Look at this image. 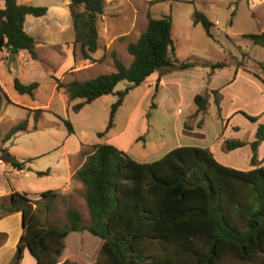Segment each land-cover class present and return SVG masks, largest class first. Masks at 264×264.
<instances>
[{"label": "trees", "instance_id": "obj_1", "mask_svg": "<svg viewBox=\"0 0 264 264\" xmlns=\"http://www.w3.org/2000/svg\"><path fill=\"white\" fill-rule=\"evenodd\" d=\"M148 1L153 5L182 0ZM104 8L105 0H70L73 47H78L82 59L93 60L91 54L99 48L97 22ZM45 13L42 6L4 0L0 8V48L5 47L11 55L26 50L32 59H37L35 40L24 31L23 21L26 14ZM193 23L200 24L205 34L212 36V22L197 9ZM172 36L170 15H148L144 30L126 45L132 56L129 65L111 50L113 71L64 84L56 78V87L63 88L69 100L81 99L72 107L77 112L95 99L112 94L118 82L128 83L123 90L114 92L116 100L110 106L107 126L96 134L103 137L129 90L152 74H156L159 84L164 75L195 65L174 56ZM244 37L264 47V30ZM224 66L223 62L211 63L210 73ZM13 87L19 94L33 97L38 83L25 84L14 78ZM219 90H210L217 111ZM208 99L203 91L193 96L194 115L207 111ZM3 104L12 102L0 85V107ZM31 112L37 122L43 109ZM236 113L257 123L254 138L248 142L252 166L249 169L224 165L201 146L180 145L155 160L137 161L113 144L95 143L83 153L84 161L74 172V178L85 190L88 224L83 223L77 209L68 207L66 226H42L34 200L25 193L12 192L6 211L21 212L23 232L11 264H19L25 248L35 264H264V164L257 158V148L264 139V118L259 122L264 111L259 115L239 110ZM62 121L71 134V123ZM26 129L24 119L13 125L2 141ZM246 144L239 139H226L223 147L230 151ZM0 158L15 168L23 167V162L16 160L6 147H0ZM56 193L46 190L39 196L46 199ZM85 237L94 240L102 260H90L77 252L76 243Z\"/></svg>", "mask_w": 264, "mask_h": 264}, {"label": "rangeland", "instance_id": "obj_2", "mask_svg": "<svg viewBox=\"0 0 264 264\" xmlns=\"http://www.w3.org/2000/svg\"><path fill=\"white\" fill-rule=\"evenodd\" d=\"M195 9L212 23L218 21V25L210 29L211 37L205 34L200 24L193 23ZM164 14L172 19L174 56L195 65L168 73L164 77L166 83L157 89L154 74L129 90L114 114L111 128L103 137H98L97 132L104 131L107 126L110 106L116 100L114 92L123 90L128 83L124 80L118 82L112 94L103 95L75 112L72 107L81 99L69 100L63 88L57 89L56 78L64 84L73 79L85 80L113 71L111 50L125 65H129L132 56L127 52V43L138 38L146 26L148 15L158 18ZM97 28L99 48L91 54L93 60L82 59L78 47H73L74 33L70 25L61 34L66 42L63 46L53 50L40 48V58L32 60L29 57V65L19 72L24 79L20 82L38 83L33 97L19 94L9 84L6 94L15 103L0 107V138L13 125L27 119L28 130L5 141V146L10 153L23 157V170L28 176L20 175L19 182L24 191L37 194V199H33L34 208L42 226H66L65 211L68 207L77 209L83 223H89L83 185L74 179L73 189L63 192L65 172L67 174L68 170L74 169L72 164L67 165L62 160L63 148L67 147L71 152L78 141L86 144L79 152V160L95 143L113 144L137 161L155 160L180 143L208 147L214 158L224 165L237 169L252 167L248 146L227 152L220 142L229 137L252 139L255 124L236 111L250 115L264 111V47L244 37L247 33L264 30V3L256 5L251 0H182L151 5L148 0H105L104 13L97 22ZM215 62H223L225 66L210 73V64ZM202 63L208 65L203 66ZM236 65L240 67L241 74H236L232 83L227 84L232 80ZM213 89H220V111L216 110L210 94ZM201 91L209 96L208 109L194 115L192 98ZM36 108L43 109V112L34 122L31 110ZM179 108L181 113L177 112ZM229 117L230 128L225 129L224 120ZM62 119L71 123V134H68ZM262 144L258 159L263 165L264 142ZM236 162L238 164L233 165ZM27 179L33 182L32 186H27ZM54 188H59L64 195L58 192L50 198H40L41 192ZM76 250L90 260H102L96 243L90 237L78 241Z\"/></svg>", "mask_w": 264, "mask_h": 264}, {"label": "crops", "instance_id": "obj_3", "mask_svg": "<svg viewBox=\"0 0 264 264\" xmlns=\"http://www.w3.org/2000/svg\"><path fill=\"white\" fill-rule=\"evenodd\" d=\"M251 1L256 5L264 3V0H251ZM17 3L20 5L45 7L46 13L41 16H34L32 14H26L24 21H23L24 31L28 33L29 35H31L35 40L36 51L38 54L37 59H32L26 50H20L18 51V53L11 55L5 47L0 48V85L2 89L5 91V93H6V86L9 84L13 85L14 78H17L20 81L24 80L20 77L19 72H23V68L29 65L28 64L29 57L32 60H38L40 58V54L38 52L40 48H45V49L49 48V50H53L52 48L63 46L66 43L65 39L62 37L61 34L67 31L70 28V25H72L70 10H69L70 0H17ZM3 6H4V0H0V8H3ZM212 24L214 25V23ZM239 68H237V65L235 66L232 80L229 81L227 84H231L236 74L240 73L239 71L241 69L239 70ZM153 75L154 74L150 75L147 79H150ZM166 75H164L161 78L159 84L157 83L158 86H163L166 83L165 78H164ZM10 100L12 104L15 103V101H13L12 99ZM179 111H180V108L177 112L181 113ZM229 121H230V117L229 119L225 118L224 120L225 129L226 127L230 128V126L228 125ZM259 122L261 121L259 120ZM254 124H255V127L253 128L252 139L242 140V141L247 142V144L244 146H248V149L250 152L248 156L249 159L251 156V149L248 145V142L252 141L254 138V132H255L257 123H254ZM27 130L28 129H26L25 131ZM21 132H24V131H21ZM3 138L4 136H1L0 138V147H6L5 142L2 141ZM226 139H236V137L234 138L229 137V138L222 139V141L220 142L221 146L224 140ZM263 142L264 140L259 144L257 148V158L258 156L260 157L259 150L262 147ZM84 145H86L84 142L78 141V143L75 144L74 149L73 150L71 149V152H69L70 149H67V147L63 148L64 149L63 155L65 156V158L62 155L61 156L62 160H65V163H67V165L72 164L74 166L73 171L68 170L67 174L65 172L66 180L64 183L65 185L63 187V192L65 191V193L71 191L74 186L73 184H75V180H74L75 178L73 175L76 169H78L84 161V158H85L84 156L81 160H79V152L81 151V148ZM210 145L212 149L215 150L213 148L212 143ZM176 146H180V143L176 144ZM216 153H219V152H216ZM12 155L18 161H22L23 159V157L15 156L14 154ZM234 164H238V163L236 162V163H233V165ZM22 168L25 170L24 167ZM24 170L22 172H18L17 168L13 167L10 163H7L5 161H3V163L0 164V264H11L12 263V260L16 252L17 243L23 232L21 212L19 211L7 212L6 211V208L10 205V200L8 199V196L12 192L16 191L19 193L27 194L31 199H37L36 193L30 194L24 191L20 185V182H19L20 179L18 177L22 174H24L25 177L28 176V173H26ZM13 175L17 177L16 180L15 178L12 177ZM32 183L33 182L30 179H27L26 181L27 186H32L33 185ZM51 190H55L57 193L59 192L60 195H64L63 193L61 194V192L59 191V188H54ZM19 264H35V259L32 257V255L30 254L27 248H25V250L23 251V256Z\"/></svg>", "mask_w": 264, "mask_h": 264}, {"label": "built area", "instance_id": "obj_4", "mask_svg": "<svg viewBox=\"0 0 264 264\" xmlns=\"http://www.w3.org/2000/svg\"><path fill=\"white\" fill-rule=\"evenodd\" d=\"M214 25H218V21H215V22H214ZM1 163H3V160L0 158V164H1ZM17 171H18V172H22V171H23V168H20V169L17 168Z\"/></svg>", "mask_w": 264, "mask_h": 264}, {"label": "water", "instance_id": "obj_5", "mask_svg": "<svg viewBox=\"0 0 264 264\" xmlns=\"http://www.w3.org/2000/svg\"><path fill=\"white\" fill-rule=\"evenodd\" d=\"M157 86H158V84L156 83V89H157ZM28 249V248H27Z\"/></svg>", "mask_w": 264, "mask_h": 264}]
</instances>
